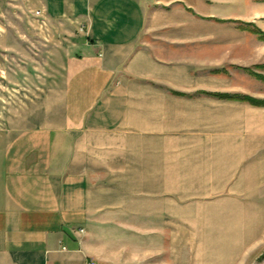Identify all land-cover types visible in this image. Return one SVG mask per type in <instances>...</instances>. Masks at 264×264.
I'll list each match as a JSON object with an SVG mask.
<instances>
[{
    "label": "crops",
    "instance_id": "crops-1",
    "mask_svg": "<svg viewBox=\"0 0 264 264\" xmlns=\"http://www.w3.org/2000/svg\"><path fill=\"white\" fill-rule=\"evenodd\" d=\"M241 3L0 0L81 30L65 78L4 112L0 264H241L264 237V105L242 99L264 96V0Z\"/></svg>",
    "mask_w": 264,
    "mask_h": 264
},
{
    "label": "rangeland",
    "instance_id": "rangeland-1",
    "mask_svg": "<svg viewBox=\"0 0 264 264\" xmlns=\"http://www.w3.org/2000/svg\"><path fill=\"white\" fill-rule=\"evenodd\" d=\"M261 1L243 0L249 2L250 16H257V6ZM241 2L242 0H233V6H225L223 12H220L221 15L241 16ZM249 27L251 32L261 33V30L254 31L257 29L254 23H250ZM80 32V28L74 31L68 30L65 25L50 24L41 19L37 12L24 11L17 7L6 14L3 12L0 19V69L7 75L6 83L0 84V96L6 97L0 104V137L5 129L4 112L18 108L19 99L29 98L30 92H42L34 88L18 89L20 83L25 82L28 87L39 84L46 86L65 78L61 65L63 59L79 56L76 44L80 42L77 35ZM250 59L251 74L264 76L257 73L258 69L264 71V57ZM250 97L264 101V96ZM244 257L241 264H264V237Z\"/></svg>",
    "mask_w": 264,
    "mask_h": 264
},
{
    "label": "trees",
    "instance_id": "trees-1",
    "mask_svg": "<svg viewBox=\"0 0 264 264\" xmlns=\"http://www.w3.org/2000/svg\"><path fill=\"white\" fill-rule=\"evenodd\" d=\"M259 77L264 79V76H259ZM242 99L247 100L250 103L255 104V105H264V101L257 100V99H255L253 97H250V96H244Z\"/></svg>",
    "mask_w": 264,
    "mask_h": 264
},
{
    "label": "built area",
    "instance_id": "built-area-1",
    "mask_svg": "<svg viewBox=\"0 0 264 264\" xmlns=\"http://www.w3.org/2000/svg\"><path fill=\"white\" fill-rule=\"evenodd\" d=\"M37 14H38V15H41V12L38 11ZM4 75H5V72L2 71V70L0 69V78H1L2 76H4ZM92 264H94V263H92Z\"/></svg>",
    "mask_w": 264,
    "mask_h": 264
}]
</instances>
